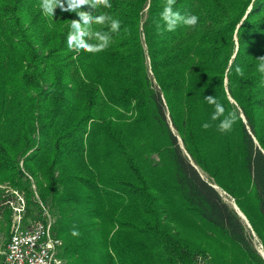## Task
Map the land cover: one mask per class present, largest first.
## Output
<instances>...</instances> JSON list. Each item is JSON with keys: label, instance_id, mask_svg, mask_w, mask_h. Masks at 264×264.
<instances>
[{"label": "trees", "instance_id": "1", "mask_svg": "<svg viewBox=\"0 0 264 264\" xmlns=\"http://www.w3.org/2000/svg\"><path fill=\"white\" fill-rule=\"evenodd\" d=\"M109 3L81 6L85 24L0 0V183L25 195L22 222L51 219L63 264H264L212 185L264 245V0H176L199 19L174 31L167 0ZM73 20L109 45L69 48ZM209 95L225 108L215 121Z\"/></svg>", "mask_w": 264, "mask_h": 264}, {"label": "clouds", "instance_id": "2", "mask_svg": "<svg viewBox=\"0 0 264 264\" xmlns=\"http://www.w3.org/2000/svg\"><path fill=\"white\" fill-rule=\"evenodd\" d=\"M90 0H67V8L64 7L62 0H41V8L45 14L54 15V8L56 5H59L62 11L68 12H77L85 22L88 24L91 22V17L88 12L85 11H77L81 8V6L85 4H89ZM93 3L102 2L106 5V7H111L109 0H92ZM176 0H167L166 6L161 13L162 19L165 21L166 30L167 31H174L178 24L183 23L190 27H194L198 23V17L196 15L191 16H183L177 11H173V5L175 4ZM106 18H110L106 15H101L95 17L97 23L103 24ZM120 23L118 20H111V30L116 32L119 30ZM71 28H76L77 31L75 33H70L68 37V46L69 48H75L76 50L83 49L87 52H98L104 50L110 42L111 37L106 33L101 35L100 32H96L95 35L97 39L100 41L98 44H89L85 40V36H90L89 32L80 29L79 21L73 20L71 24ZM260 63L258 65V70L261 73H264V56L258 57ZM236 73L238 75H243V70L237 66ZM207 102L211 105L215 106V111L212 114L211 119L213 121L219 119L221 116H224L225 108L224 106L219 103L216 98L212 95L205 97ZM237 116L235 112H228L227 116L223 120H221L220 124L218 125V129L221 132H228L231 131L233 124L235 123ZM204 129H208L211 127L209 123H204L202 125ZM72 235L76 236L79 235V232L73 230Z\"/></svg>", "mask_w": 264, "mask_h": 264}, {"label": "built area", "instance_id": "3", "mask_svg": "<svg viewBox=\"0 0 264 264\" xmlns=\"http://www.w3.org/2000/svg\"><path fill=\"white\" fill-rule=\"evenodd\" d=\"M13 193L1 202L9 209L10 225L6 240L0 244V264H55L52 248L60 240L51 233V219L23 223L25 203L20 193Z\"/></svg>", "mask_w": 264, "mask_h": 264}, {"label": "rangeland", "instance_id": "4", "mask_svg": "<svg viewBox=\"0 0 264 264\" xmlns=\"http://www.w3.org/2000/svg\"><path fill=\"white\" fill-rule=\"evenodd\" d=\"M214 185L219 190V192L221 193V195L223 196V198L228 203H230V204L233 205L234 204V201H233V198L231 197V195L226 190H224L220 186L216 185L215 183H214ZM3 187L4 186L0 183V188L3 189V192H4V194H2V196L4 195L5 198L11 197L12 195H14L13 190H16L18 193H20L23 196V202L25 203V200H24L25 195H23V192H21L20 190L14 189L12 187H6V188H3ZM5 211L8 212V218H9L8 220H5V215H4V212ZM23 217H25V211H23L22 218ZM23 222H25V221H23ZM244 222L246 223L248 229L252 233V241H253V244H254L256 250L260 253V255L264 259V245H263L261 239H259V237L256 235L255 231L252 229L251 224L249 223V221L247 220V218H246V220L244 219ZM27 223H29V221H26L25 222V224H27ZM9 225H10V213H9V209L4 204H2V208H1V211H0V244L1 245L3 244V242L7 238L8 230H9ZM56 257H57V260L59 261V264H63V260L59 259L58 256H56Z\"/></svg>", "mask_w": 264, "mask_h": 264}, {"label": "bare ground", "instance_id": "5", "mask_svg": "<svg viewBox=\"0 0 264 264\" xmlns=\"http://www.w3.org/2000/svg\"><path fill=\"white\" fill-rule=\"evenodd\" d=\"M22 199H23V196H22ZM237 210L240 212L238 207H237ZM57 243H59V242L54 243L53 244V248H52V256L55 257V264H59V261L57 260V257H56L57 256Z\"/></svg>", "mask_w": 264, "mask_h": 264}, {"label": "water", "instance_id": "6", "mask_svg": "<svg viewBox=\"0 0 264 264\" xmlns=\"http://www.w3.org/2000/svg\"><path fill=\"white\" fill-rule=\"evenodd\" d=\"M214 187H216L214 184H212ZM233 206H234V208L236 209V211H237V213L243 218V219H245L246 220V218H245V215L242 213V211H238L237 210V205L236 204H233Z\"/></svg>", "mask_w": 264, "mask_h": 264}]
</instances>
